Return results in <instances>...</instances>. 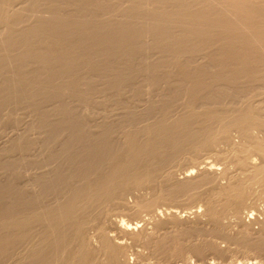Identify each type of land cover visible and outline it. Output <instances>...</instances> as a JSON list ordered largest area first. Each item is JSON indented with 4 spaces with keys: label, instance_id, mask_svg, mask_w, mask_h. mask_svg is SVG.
<instances>
[{
    "label": "rangeland",
    "instance_id": "374dc122",
    "mask_svg": "<svg viewBox=\"0 0 264 264\" xmlns=\"http://www.w3.org/2000/svg\"><path fill=\"white\" fill-rule=\"evenodd\" d=\"M132 1L144 7L160 5L151 0H23L27 11L13 14L15 23L7 33L2 30L6 24L0 22V43L21 39L19 29L31 27L33 34L28 39L35 51H48L55 56V48L50 43L52 34L65 35L64 46L68 50L63 54L64 61L49 58L44 62L18 59L25 45L12 43L8 51L0 50V61H8L0 69V221L21 219L17 199L21 188L20 148L24 143H87L89 140L119 143L116 133L119 125L120 130L129 128L127 115H118V121L110 118L114 117V110L133 109L142 96L148 99V113L145 112L148 120L155 121L165 112L170 116L177 112L187 115L189 104L196 112L201 111L202 106L220 111L226 119L229 111L241 106V100L264 93V63L248 64L238 73L237 65L224 67L216 63L210 45H189L178 54L174 47L163 45L162 38L155 41L156 37L150 34L141 40L135 38L142 44L139 49L131 48L130 40L122 47L117 45L118 49L106 42V45L95 44L92 37L91 41L85 38L87 42L78 47L77 41L84 34L82 28L69 31L55 25L49 31L50 22L32 11L48 6L55 8L66 21L81 17L90 25L96 18L105 24L130 18L133 24L140 25L139 19L145 17L146 12L124 11ZM173 1H165L162 6L171 8ZM190 1L192 9L199 6L198 0ZM104 30L112 34L108 27ZM168 31L178 37L182 30L172 26ZM121 48H129L131 53L123 55ZM69 59L72 61L67 62ZM117 74L119 77L115 79ZM197 79L201 86L191 93L192 82L195 85ZM115 80L120 88L115 86ZM60 86L69 91L59 96L51 92ZM128 91L134 93L133 97L132 94L124 96ZM262 103L264 106V101ZM105 115L108 120L103 119ZM199 118L204 120L202 115ZM203 122L210 121L199 120L191 126L198 128ZM254 132L264 138V130ZM229 137L232 143H212L206 148L183 143L179 151H166L152 164L155 168L152 186L138 187L122 196V203L111 210L110 215L135 228L134 236L118 238L124 244L126 264H264L263 184L261 174L256 171L257 165H264V158L252 151L250 145L240 142L235 128H229ZM94 152L93 148H85L82 153L92 155ZM245 154L255 166L241 162ZM236 185L245 190L237 212L232 207L238 198L231 193ZM211 209L216 211L215 221L211 219ZM102 224L106 230H112L109 220L103 219ZM71 246L63 248L67 250ZM22 252L21 243L15 238L0 252V264H19ZM63 254L66 251H58L55 257Z\"/></svg>",
    "mask_w": 264,
    "mask_h": 264
},
{
    "label": "bare ground",
    "instance_id": "6f19581e",
    "mask_svg": "<svg viewBox=\"0 0 264 264\" xmlns=\"http://www.w3.org/2000/svg\"><path fill=\"white\" fill-rule=\"evenodd\" d=\"M151 1L159 2L160 5L144 7L139 4L140 2L132 1V4L124 9L126 12L139 11V9L141 13L146 12V16L143 18L141 16L139 19L140 25L133 24L130 18L110 24L100 22L96 18L90 25L85 18L81 17L66 21L55 8L48 6L32 11L37 12L35 16L50 22L49 31L55 25L69 31L82 28L84 34L77 41L78 47L87 42L84 41L85 38L90 40L92 37L95 44L106 42L112 46L116 45L118 49L120 48L117 45L121 46L130 40L131 45L133 44L131 48L139 49L142 44L137 43L135 38L138 37L141 40L142 37L150 34L156 37L155 41H160L162 38L163 45L174 47L178 50L177 53L189 45H210L213 49L212 59L216 63L224 64V67L237 65L238 73H242L248 64L264 63V0H198L199 6L196 9H192L189 0H174L171 8L166 6L169 9L162 6L163 2L169 0ZM22 2L23 0H0V22L6 24L2 28L5 33L9 31L10 25L15 23L13 14L27 11ZM180 8L182 10H178ZM186 9L187 12H184L183 10ZM172 26L181 28L182 31L181 34L178 33V37L171 35L172 33L168 31V27ZM105 27L112 31L111 35L104 30ZM19 30L21 39L0 43V50L8 51L10 44L17 43L18 46L25 45L18 59L44 62L53 58L64 61L63 54L68 52L64 46L65 35L52 34L50 43L51 47L55 48V56H53L48 51L38 50L37 52L31 47L28 37L33 34V28L21 27ZM126 45L123 46L126 47ZM108 51L107 48L106 52ZM121 52L127 55L131 53V49L121 48ZM69 61L72 59L67 62ZM4 63L8 64V61L1 60L0 69ZM119 74L115 79L119 77ZM215 76L217 75L214 74ZM114 83L116 87L119 85L116 80ZM192 84L190 91L194 93L199 90L201 81L197 79L195 85L193 82ZM129 89L132 91L131 88ZM65 91L67 93L69 90L60 86L51 92L59 96ZM129 94V91L125 92L124 96L127 98ZM131 94L133 97L134 93ZM257 94L243 99L244 101L241 100V106L229 111L226 119L222 118L220 111L202 106V110L196 112L193 110V105L189 104L188 113L190 114L179 115L177 112L172 114L174 117H171L172 115L168 113L165 115V112L155 121L148 120L149 117L146 115L148 99L142 96L139 97L133 109H131L133 102L127 103L131 104V110H114V117L111 118L109 117L111 110L108 112L111 120H117L122 114L128 117L126 119L129 121V128L120 130L121 125L119 129L117 128V137L121 139L119 143H95L96 141L92 140L87 143H24L20 148V193L18 199L12 196V199L19 201L17 203H19L21 219L0 221V252L18 238L23 251L19 264H126L122 249L124 244L119 239L124 235L134 236L135 228L130 223L125 224L113 219L110 215L111 210L122 203L121 198L125 193L138 187L152 186L155 172L152 164L166 151L169 153L179 151L183 143H193L197 148H206L212 143H232L229 128L233 127L239 133L240 142L247 143L252 151L264 158V138L254 132L255 129L264 130V106H262L264 93ZM123 100L126 102V99ZM199 115L210 122H203L198 128H193L191 123L204 121L199 118ZM63 116L61 117L64 119ZM104 118L108 120L107 116ZM100 121L102 122L101 119ZM85 124L88 125V121ZM112 146L116 148L113 149ZM85 148H93L95 152L92 155H85L82 153ZM167 148H171L172 152ZM241 162L255 166L248 154L242 157ZM256 168L257 173L261 174L260 181L263 184L264 196V165H257ZM231 193L238 198L232 207L237 212L245 190L241 185H236ZM156 217H158L157 214ZM211 217L214 221L217 217L216 211L212 209ZM103 219L110 221L112 232L106 230L102 224ZM68 229L69 232H67ZM71 244L69 249L64 250L63 247ZM58 251H66V254L55 257ZM56 260L57 263H54Z\"/></svg>",
    "mask_w": 264,
    "mask_h": 264
}]
</instances>
